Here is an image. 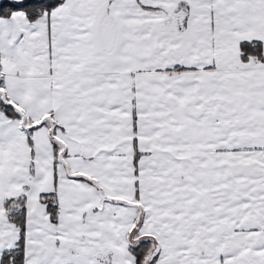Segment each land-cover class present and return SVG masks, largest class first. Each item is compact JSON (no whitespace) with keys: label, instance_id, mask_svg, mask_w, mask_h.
I'll return each instance as SVG.
<instances>
[{"label":"crops","instance_id":"crops-1","mask_svg":"<svg viewBox=\"0 0 264 264\" xmlns=\"http://www.w3.org/2000/svg\"><path fill=\"white\" fill-rule=\"evenodd\" d=\"M244 42L264 57V0H64L0 19L1 89L65 148L0 110V261L19 237L5 198L24 191V264H136V204L156 264H264V59L243 61Z\"/></svg>","mask_w":264,"mask_h":264},{"label":"trees","instance_id":"trees-1","mask_svg":"<svg viewBox=\"0 0 264 264\" xmlns=\"http://www.w3.org/2000/svg\"><path fill=\"white\" fill-rule=\"evenodd\" d=\"M63 2L64 0H0V19L9 18L15 12H23L29 21H35L44 15H49L54 9L62 5ZM240 52L243 61H247L250 58H256L259 61H263L264 59L263 49L260 42H244L240 45ZM0 110L6 115V117L19 120L21 126L28 133H30L35 127L37 128L43 124L47 126L51 132L50 137H52L51 140L54 145L56 156L58 155L59 158V155L62 154L63 156L65 154L64 144L53 136V128L51 127V122H49L52 117L44 119V122H39L33 125L30 124L26 119L24 112L9 102L1 87ZM46 120L48 121L46 122ZM83 179L95 184L94 181H91L88 178ZM109 199L112 202L124 205L129 204L125 200L116 198ZM40 201L46 206L51 222L56 224L60 215V207L55 191L43 194L40 197ZM136 206L138 210L137 219L134 224V229L129 234L128 249L135 257L136 264H156L158 253L152 260H149V258L158 246V243L151 237L139 236L140 239L137 242L133 240L134 236H138L137 229L139 230L144 216L142 206L139 204H136ZM4 209L6 220L18 228L19 237L15 248L2 255L0 264H24L26 241V200L24 191H20L14 196L5 198Z\"/></svg>","mask_w":264,"mask_h":264},{"label":"water","instance_id":"water-1","mask_svg":"<svg viewBox=\"0 0 264 264\" xmlns=\"http://www.w3.org/2000/svg\"><path fill=\"white\" fill-rule=\"evenodd\" d=\"M158 251H159V248L157 246L156 249L154 250V252L151 254L149 260H152L154 258V256L158 253Z\"/></svg>","mask_w":264,"mask_h":264},{"label":"rangeland","instance_id":"rangeland-1","mask_svg":"<svg viewBox=\"0 0 264 264\" xmlns=\"http://www.w3.org/2000/svg\"><path fill=\"white\" fill-rule=\"evenodd\" d=\"M256 60H258V59H256Z\"/></svg>","mask_w":264,"mask_h":264}]
</instances>
